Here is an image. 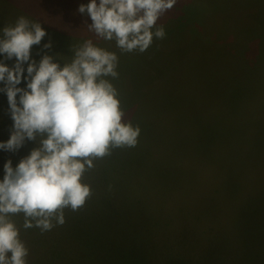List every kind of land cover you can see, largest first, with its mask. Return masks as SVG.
<instances>
[{
	"label": "rangeland",
	"instance_id": "obj_1",
	"mask_svg": "<svg viewBox=\"0 0 264 264\" xmlns=\"http://www.w3.org/2000/svg\"><path fill=\"white\" fill-rule=\"evenodd\" d=\"M89 2L0 0V30L23 15L46 31L37 64L49 55L63 67L86 39L116 52L125 122L142 129L136 148L94 159L84 177L93 195L65 210L63 226L41 234L12 217L28 264H264V0H178L159 22L166 38L143 54L89 32L78 12ZM12 126L0 93V142ZM39 139L0 150V180ZM85 221L91 258L72 247Z\"/></svg>",
	"mask_w": 264,
	"mask_h": 264
},
{
	"label": "clouds",
	"instance_id": "obj_2",
	"mask_svg": "<svg viewBox=\"0 0 264 264\" xmlns=\"http://www.w3.org/2000/svg\"><path fill=\"white\" fill-rule=\"evenodd\" d=\"M177 2L90 0L78 12L91 20L85 21L89 32L114 41L121 54H143L154 40L166 38L159 22ZM46 35L39 22L23 15L0 30V93L8 98L13 121L10 138L0 142V150L15 153L40 137L39 147L15 168L10 159L4 165L0 264H28L30 250L13 216L23 214V229L38 228L41 234L63 226L65 210H81L93 195L84 177L95 167L94 159L113 149L136 148L142 134L139 124L125 122L120 92L112 83L120 78L117 53L86 39L63 67L49 55L37 64L32 49ZM8 60L15 61L12 67ZM22 83L26 87H20Z\"/></svg>",
	"mask_w": 264,
	"mask_h": 264
},
{
	"label": "trees",
	"instance_id": "obj_3",
	"mask_svg": "<svg viewBox=\"0 0 264 264\" xmlns=\"http://www.w3.org/2000/svg\"><path fill=\"white\" fill-rule=\"evenodd\" d=\"M88 217H89L90 220H92L94 218L93 214H90ZM86 222H88V221L82 222L81 225L79 226L80 227L79 228L80 230L77 232V235L75 237V240L73 241L72 247H73V250H76V251H79V252H81V251L85 252L82 255L87 256V254H88V256L91 258V255H93V251H88L87 252L85 250H82V248L87 245V242H85V239L83 240L82 237H78L79 233H81L82 231L86 230V228H87V226H85V223ZM90 245L93 246V244L91 242H90ZM125 254H127V253H125ZM137 262H139V261H137Z\"/></svg>",
	"mask_w": 264,
	"mask_h": 264
},
{
	"label": "bare ground",
	"instance_id": "obj_4",
	"mask_svg": "<svg viewBox=\"0 0 264 264\" xmlns=\"http://www.w3.org/2000/svg\"><path fill=\"white\" fill-rule=\"evenodd\" d=\"M206 184V183H205ZM220 184V183H219ZM218 185V184H217ZM216 186V185H215ZM219 186V185H218ZM202 187V186H201ZM203 194V193H202ZM200 196V195H199Z\"/></svg>",
	"mask_w": 264,
	"mask_h": 264
}]
</instances>
